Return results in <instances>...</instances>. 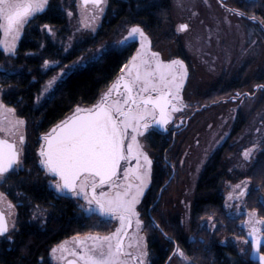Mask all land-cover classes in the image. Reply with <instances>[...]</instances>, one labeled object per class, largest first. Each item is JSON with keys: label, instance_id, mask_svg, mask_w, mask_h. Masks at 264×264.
<instances>
[{"label": "snow or ice", "instance_id": "snow-or-ice-1", "mask_svg": "<svg viewBox=\"0 0 264 264\" xmlns=\"http://www.w3.org/2000/svg\"><path fill=\"white\" fill-rule=\"evenodd\" d=\"M106 3L107 0H81L86 12L89 6L92 8L89 12L91 19L86 16L81 22L84 28L95 31L93 23L104 12ZM48 6L49 0H0V33L3 37L0 47L14 56L23 26ZM235 14L246 15L241 11ZM248 19L256 21L259 18L253 14ZM260 23L264 24V20ZM188 27L182 24L180 30L187 31ZM43 28L54 35L50 25L44 24ZM131 41H138L139 48L123 63L119 77L100 99L89 107L77 105L70 116L40 138L38 166L51 177L48 183L55 191L67 194L78 202L84 201L80 208L87 214L119 221V227L109 234L89 232L83 237H73L74 248L66 244L53 248L51 254L55 257L59 253L57 258L66 264H145L148 251L145 238L140 234L144 222L140 219L137 205L151 182L153 161L144 151L142 138L150 139L157 130L167 132V125L173 122L174 114L187 107L182 93L189 71L182 59L165 61L159 52L153 51L150 38L138 23L129 27L127 34L115 44L98 49L87 60L81 56L83 63L74 62L68 66L60 65L56 60L45 59L43 62L45 69L55 71L59 67L60 70L51 76L35 97L37 105L59 87L58 82L63 84L73 72L99 63L111 49L126 50ZM252 43L255 44V40ZM7 72L8 69H4V73ZM24 124L25 121L16 116V108L0 100V133L15 135ZM24 141V135L20 134L19 144ZM258 147L259 144H254L252 148L245 149L244 159H250ZM20 167L21 150L17 142L0 137V181L7 183L9 173ZM249 183L251 180L236 184L228 200L245 197ZM5 199V194L0 192V201ZM259 202L264 207V197ZM8 207L14 209L15 205L9 201ZM35 207L40 208V205ZM46 211L41 209V215ZM246 215L251 247L254 253L259 254L264 245V217H259L255 211ZM36 218L34 213L33 219ZM133 223L136 231L130 236ZM149 226L159 227L154 219ZM10 227L15 229V223L9 225L5 213L0 210V237H5ZM7 239L11 240V237L7 236ZM244 242L249 243L247 240ZM174 255L194 264L179 246ZM259 259L264 264V255H260Z\"/></svg>", "mask_w": 264, "mask_h": 264}, {"label": "trees", "instance_id": "trees-1", "mask_svg": "<svg viewBox=\"0 0 264 264\" xmlns=\"http://www.w3.org/2000/svg\"><path fill=\"white\" fill-rule=\"evenodd\" d=\"M75 4L76 0H50L48 8L26 28L15 57L6 61L0 50L2 100L16 108L18 116L26 122L29 132L36 138L65 119L77 105L89 107L96 103L117 79L123 63L135 54L137 47L131 44L126 50L111 49L99 63L73 72L63 84L58 82L59 87L37 105L35 97L46 81L60 70L59 67L55 71L45 69L44 60L69 65L92 48H97L113 32L133 24H140L148 33L160 31L167 24L171 0H107L105 14L95 37L78 41L66 51L65 46L71 35L67 10H74ZM247 13L264 20V0L251 2ZM44 24L52 27L54 35L43 28ZM4 69H8L7 74ZM231 86L238 87L235 83ZM230 90L233 88L223 92ZM233 151L227 145L222 147L201 177L191 218L195 241L188 242L171 229L181 250L194 264H259L250 260L251 237L245 222L248 212L255 211L259 217H264V207L259 202L264 194V140L248 171L251 188L246 197V213L239 217L226 213L224 197L219 192L223 181L243 177L237 171H228V157ZM9 177L7 183L0 184V190L15 205L16 229L7 235L11 240L7 236L0 237V264H53L51 250L55 246L105 225V221L99 217L85 216L74 201L58 196L39 168L34 150L26 154L22 167L9 173ZM36 205H40V208H36ZM41 209L47 211L41 215ZM34 213L36 219H33ZM210 218L215 222L216 230L213 232L216 234L225 233L249 241L243 255L235 244L217 242L208 228L201 232L200 224L207 223ZM152 248L150 264H166L168 254L163 252L164 246L157 240ZM260 252L264 255V246Z\"/></svg>", "mask_w": 264, "mask_h": 264}, {"label": "rangeland", "instance_id": "rangeland-1", "mask_svg": "<svg viewBox=\"0 0 264 264\" xmlns=\"http://www.w3.org/2000/svg\"><path fill=\"white\" fill-rule=\"evenodd\" d=\"M254 1L226 0L224 5L235 11H242L237 7L239 3L243 2L244 5H249ZM106 7L107 3L104 12L99 14V18L94 21L95 31H92L90 28H84L81 23L86 16L89 20L91 19L89 16V12L92 11L91 6L86 12L81 5V0H76L74 10L70 8L67 10L72 15L69 16L67 13L71 35L65 46L66 51L70 50L78 41L86 38L90 40L95 37L101 26ZM43 12L37 13L23 26L22 34L17 42L16 52L26 28ZM167 20L166 26L160 31L155 33L145 31L152 42V50L159 52L161 58L165 61L182 59L188 66L189 76L182 93L184 99L191 102L198 101L199 105H211L214 102L213 106L205 108L197 114L189 127L175 138L173 142L175 144L168 160L175 166L176 174L161 198L159 210L154 215L169 236L174 237L171 232L172 229L179 233L181 237L188 239V242H194L196 237L192 233L191 218L192 206L198 197L197 187L206 167L225 145L232 147L234 150L228 157V171H237L243 177L238 180L223 181L219 192L224 197V208L229 216L239 217L246 213L247 195L241 200H228V196L236 184L249 180L247 179L249 168L259 154L261 143L264 140V87H257L258 85H264L263 24L260 23V20L255 22L244 20V17L232 13L231 10L224 9L217 0H171ZM182 24L189 26L187 31L180 30ZM128 28L118 29L107 36L101 45L92 48L83 55L85 60L96 53L98 49L113 45L117 40L122 39L127 34ZM2 38V33H0V39ZM253 40H255V44L252 43ZM131 44H135L137 49L139 48L138 41L129 42V45ZM0 50L4 53L6 61H11L16 55L13 56L5 52L2 47H0ZM75 62L83 63L80 58ZM234 83L238 87H232L231 85ZM217 88L219 90L218 97L213 95L214 92L216 93ZM230 88H233V90L223 92V90ZM0 100H2L1 92ZM174 115L176 118L179 116ZM16 116L19 117L17 112ZM20 134L25 137L22 145L18 142ZM43 135L39 138L34 137L29 132L26 122L17 130L15 135L6 136L4 133H0V137L17 142L21 150L22 163L26 154L32 150L35 151L39 161L38 151L42 143L40 138ZM254 144H259L260 147L255 149L250 159L245 160L243 157L244 150L252 148ZM144 150L146 151V148ZM45 176L48 181L51 180L50 176ZM2 182L0 181V184ZM52 188L54 189V187ZM250 188L251 183L248 185V193ZM5 197V200L0 201V209L5 213L9 225L15 223L16 229V210L15 208L9 209L8 202L10 200L6 195ZM261 197H264V194ZM142 199L137 205V211L141 207ZM79 202L84 203L82 200ZM10 212L13 214L10 215ZM91 215L96 217L98 214ZM108 221L110 223L106 222L104 226H99V230L93 228V230L86 231L79 236L83 237L84 234L89 232L105 235L119 227V221L115 219H108ZM206 227L212 231L213 238L216 241L235 244L242 255L246 252L247 244L244 242L246 239L231 237L225 233L216 234V232H213L216 230L214 229L215 222L211 218L208 219L207 223H204V228ZM15 229L10 227L8 235L13 233ZM135 231L136 226L134 233ZM140 234L144 236L143 230ZM157 236L160 239L163 238L162 235L157 234ZM201 238L202 236H200ZM60 244H66L69 248L76 247L73 237L64 240ZM163 246L168 254L166 264H190L189 261H184L179 256L174 255L177 246L175 247L172 242L165 240ZM132 251H135V249ZM58 256L59 253L55 257L51 254L52 263L65 264L64 261L57 258ZM147 260L148 256L145 264H148Z\"/></svg>", "mask_w": 264, "mask_h": 264}, {"label": "flooded vegetation", "instance_id": "flooded-vegetation-1", "mask_svg": "<svg viewBox=\"0 0 264 264\" xmlns=\"http://www.w3.org/2000/svg\"><path fill=\"white\" fill-rule=\"evenodd\" d=\"M218 3H220L221 6L224 7V9L231 10L232 13H236V11H233V9L228 8L225 4L226 0H217ZM257 1V0H255ZM250 5V3H249ZM249 5H244L243 2L239 3L237 7L242 10L246 15L244 16V20L248 19L249 14L247 13V7ZM238 11V10H237ZM241 11V12H242ZM259 20V19H257ZM255 22V21H253ZM264 29V24L262 25ZM262 32V31H261ZM264 34V31H263ZM215 90L213 89V92ZM212 92V93H213ZM218 88L216 90V93L214 92V96L218 97ZM184 104L187 105V107L184 108L182 112L175 113L176 115H179L178 118H174L173 122L167 125L168 131L164 132L161 130L155 131L150 139L144 140L143 139V146L144 149L146 148V152L148 153L149 157L152 159V174H151V182L148 185L147 189L145 190V194L142 199L141 207L138 210L140 212V219L144 222V228L143 234L144 238L147 244V251H148V264H150V255L151 251H153L152 246L154 245L155 241H159L160 244L163 246V241L169 240V242H172V244L176 247L179 246L176 242V239L172 236H169L168 234L165 235L164 233H167L165 229L163 228L162 224H160L156 217L157 211L159 210V205L162 196L168 189V187L171 185L173 178L175 177L176 171L175 167H173V164L170 160H168V156H170V153L172 151L173 145L175 143L174 140L182 131L186 130L191 121L196 117L197 114L201 113L205 108H210L214 105V102L211 103V105L202 104L199 105L198 101H189L187 99H184ZM175 116V115H174ZM181 120L183 123H181ZM177 125H179L177 127ZM145 151V150H144ZM199 185V184H198ZM198 192V187H197ZM60 197H63L65 199H69L77 203L79 210L85 215V216H92L91 214L88 215L84 211L81 210L80 205L81 202H78L75 198H72L68 196L67 194H60L58 193ZM79 203V204H78ZM193 208V206H192ZM95 215V214H94ZM98 215H96L97 217ZM99 217V216H98ZM100 219H103L106 222L108 221V218L99 217ZM154 219L155 224H158L159 227H151L150 221ZM112 220V219H109ZM165 224V223H164ZM201 232L204 229V222L200 224ZM207 228V227H206ZM216 229V225L215 228ZM135 230V223H133L132 228L129 230V235L131 236L134 233ZM9 234V233H8ZM7 234V235H8ZM157 234L162 235V239H160ZM6 235V236H7ZM188 240V239H186ZM216 240V239H215ZM201 242H203V238L200 239ZM191 242V241H190ZM218 242V241H217ZM262 247V246H261ZM163 252L167 254V250L163 248ZM167 263V261H166ZM66 264V262H65Z\"/></svg>", "mask_w": 264, "mask_h": 264}, {"label": "water", "instance_id": "water-1", "mask_svg": "<svg viewBox=\"0 0 264 264\" xmlns=\"http://www.w3.org/2000/svg\"><path fill=\"white\" fill-rule=\"evenodd\" d=\"M262 246H264V245H262ZM260 255H263V254L261 252H259V254H256V253H254V251L252 249V252H251V255H250V260L261 264V261L259 259Z\"/></svg>", "mask_w": 264, "mask_h": 264}]
</instances>
